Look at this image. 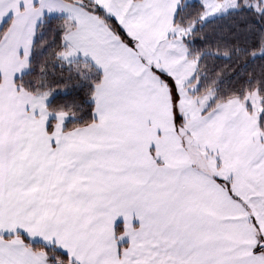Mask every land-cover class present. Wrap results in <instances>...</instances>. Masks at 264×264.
<instances>
[{
	"label": "snow or ice",
	"instance_id": "obj_1",
	"mask_svg": "<svg viewBox=\"0 0 264 264\" xmlns=\"http://www.w3.org/2000/svg\"><path fill=\"white\" fill-rule=\"evenodd\" d=\"M0 264H264V0H0Z\"/></svg>",
	"mask_w": 264,
	"mask_h": 264
}]
</instances>
